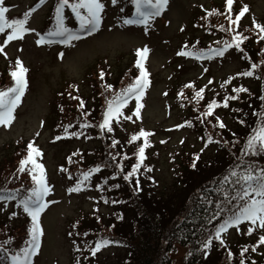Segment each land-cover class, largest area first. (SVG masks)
<instances>
[{"label":"rangeland","instance_id":"obj_1","mask_svg":"<svg viewBox=\"0 0 264 264\" xmlns=\"http://www.w3.org/2000/svg\"><path fill=\"white\" fill-rule=\"evenodd\" d=\"M34 1L4 0V6H8V14L13 15L24 11ZM103 2L106 7L96 32L82 35L80 39L67 44L45 42L38 45L36 41L41 36L42 27L48 23L47 15L53 4L47 1L27 24L34 31L26 33L22 40L9 42L4 49L6 56L0 53V86L10 84V72L15 69L17 59L27 69V87L13 113L14 120L7 127L0 125V176L7 165H18L19 158L27 153L28 143L33 142L34 147L41 152L38 161L45 169L46 182L50 188L45 198L49 202L48 207L40 217L43 234L34 264H90L93 258L97 261L95 264H124L126 251L113 242L102 248L95 257L88 251L89 247H93L91 239H96L100 233L116 235L118 223L135 219L137 213L128 203L114 204L108 198V195L116 194L113 191L117 188L116 181L121 184L122 192L126 193V189L131 191L132 202L150 205V199L156 208L172 202L170 210H167L172 215L188 201L192 189L200 183L218 178L230 163L229 166H232L235 160L233 156L239 155L250 127L256 122L255 116L246 117V124L243 125L235 120L238 114L233 108L243 106L247 97L243 94L240 102H232L231 106L221 108L216 114L218 120L226 125L224 135L228 142H240L235 146L231 143L209 144L203 138L206 135L203 127L208 124L199 125V122L192 120L196 114L185 103L183 97L187 96L181 89L188 83L192 85L188 89L189 94L204 89L200 96L207 97L200 104L204 106L218 100L214 97L219 96L221 88L248 87L253 94L262 96L264 51L256 43L262 41L264 45V40L260 39L262 34L254 28L253 20L264 25V0H234L232 11L227 16L224 13L226 0H169L165 11L150 21L147 32L143 25L123 23L128 18L125 10H120L125 0H118L116 6L112 5L111 0ZM244 5L249 10L238 24L228 23L229 15L234 19L233 15ZM68 21L73 25L70 15ZM232 29L241 38L247 37L242 39V45L257 49L253 60L245 55L246 50L243 49V55H240V49L237 48L226 51L223 56L204 58L177 54L190 51L191 47L208 48L217 45V42L222 43L224 39L232 44ZM9 31L6 29L5 33L0 34V45H3ZM145 46L150 50L144 60L149 84L140 101L143 106L139 118L134 115L136 101L133 98L123 108L124 116L118 117L117 121L121 123H112L111 132L107 128L102 130L98 124L102 123L105 98L135 81L139 71L135 67L136 50ZM251 63L257 65L253 76L241 75L252 70ZM101 72L104 73L103 79L100 78ZM69 94L80 100L83 98L95 112L90 116L94 124L92 134L86 133L85 138L71 136L57 139L60 122L57 120L59 113L56 103L64 95L72 103L73 98L68 97ZM250 99L256 98L250 96ZM261 106V111H264V101ZM128 116L132 119H125ZM113 125L117 127L116 130ZM142 129L151 135L147 137L148 147L147 151L145 148L146 158L143 160L145 165L141 166L138 173L141 190L134 193L136 177L128 183L122 179V175L127 174L136 162L119 160L111 150L106 154L105 147L111 148L113 141L118 139L124 145L123 150L132 153L142 141L141 138L133 141L131 137ZM130 142H133V146ZM88 149L96 150V162H101L100 171L91 176L88 186L83 187V190L69 193L68 189L74 187L76 182L74 184L69 180L61 168L67 164L72 172L78 171V166L87 164L80 162V151ZM74 154L78 155V166L69 163V155L76 156ZM109 158L112 164L107 160ZM194 160L195 168L192 167ZM258 162L264 163V159ZM145 168H151L152 171H145ZM181 172L184 173L185 184L180 180ZM119 174L120 179L117 177ZM125 195L130 197V194ZM106 200L108 203H105ZM14 212L17 215L10 218ZM22 213L15 206V201L0 202V231L6 234L9 231L16 238L27 235L23 231L29 220ZM79 220L82 221L80 225ZM249 227L254 229L252 235L248 234ZM123 230L127 233L129 226ZM261 235H264V229L249 222L228 229L223 237L231 246L240 242L235 247L237 249ZM261 249L264 253V245ZM188 251L189 247L176 245L172 256L177 264H183ZM213 251L204 258L207 263L220 261L221 254L216 249Z\"/></svg>","mask_w":264,"mask_h":264},{"label":"snow or ice","instance_id":"obj_2","mask_svg":"<svg viewBox=\"0 0 264 264\" xmlns=\"http://www.w3.org/2000/svg\"><path fill=\"white\" fill-rule=\"evenodd\" d=\"M234 0H226V5L231 13ZM43 3V0H41ZM113 6H116L118 0H111ZM132 5L135 7V11L132 13L130 18L124 19L123 23L125 25H143L145 31L147 32L150 26V21L154 18L160 16L169 4V0H131ZM71 9V13L74 14L76 21L79 22L80 30L82 32H88L89 34L96 32L102 22V13L105 11V3L103 0H79V2H71L70 0H57L55 6V29L49 30L46 35L48 37H59L61 43H69L73 40L80 39V36L76 34L72 29L66 26V17L64 15L65 8ZM83 9L82 13L80 10ZM123 12V8L120 9ZM248 6L244 5L235 18L233 19L229 15L228 19L231 24H238L241 17L248 12ZM9 11L8 7L4 6V0H0V34L5 33L6 29H10L6 38L3 41V45H0V53L4 52L5 47L11 41L22 40L26 33L34 31V29L28 28L27 22L32 12L35 8L30 9L28 12L23 14L21 19H7L6 13ZM253 26L255 29L259 30L260 39L264 40V25L257 23L253 20ZM231 30V29H229ZM242 39H247V37H233L232 44L235 45L237 49H240V43ZM52 43V40H45L44 36L36 41V43ZM229 42H225L223 48L209 49L208 52L198 51V52H178V55L184 56H194L196 58H203L207 55L223 56L225 51L232 46ZM242 51V49H240ZM150 50L145 46L143 49L136 50V63L135 67L139 69V75L135 78V81L129 84L126 88L122 89L120 93H117L115 98L108 102L106 111L103 113V122L99 127L103 130L107 128L108 132L112 131L110 122L114 117L122 116L123 113L121 109L125 107L128 101L135 98L136 107L134 115L139 118L140 109L142 108L141 98L144 95L145 88L149 84L148 73L144 68V60ZM63 54L61 53V56ZM257 67L256 64H252V70L243 72L241 75L253 76V70ZM27 69L23 67L22 62L17 59L15 61V70L10 72V76L14 81L11 87L5 90H0V125L5 127L9 126L14 120V111L21 102V98L24 95L25 89L27 87V81L25 79V73ZM100 78H104V73H100ZM211 83V81H209ZM228 83V81H225ZM111 88V85L107 86ZM186 87H192L191 84L186 85ZM204 89H200L195 93L197 97L201 96ZM248 89L244 87L234 88L233 92L239 94L242 92H247ZM71 97V94H69ZM78 99V97H71ZM237 96H225L223 107H228L229 100L237 99ZM260 99L264 101V96ZM215 101H212L207 106V111L204 113L205 116H212L213 109L219 107ZM81 107H83V101H81ZM253 115L258 117L254 126L250 127L249 133L246 135L243 146L240 148L239 155L235 156V161L233 165L227 170L226 174L222 175V178L216 181L218 187L214 189L216 193L219 194L216 200L207 199L203 195H198L197 200L214 205L211 215L207 218V223L211 224L213 220L221 218L218 223L213 225L211 231L205 229L206 235L200 240L198 251H200L203 258H207L210 254L211 247L215 242H218L221 246L224 245V240L222 239V233H225L228 229L239 226L243 222H250L253 226H258L260 229H264V163L258 162L264 159V111L253 112ZM125 119H132L131 116L125 117ZM218 120V118H216ZM242 125L245 121H239ZM88 127L90 125H83ZM219 128L223 129L226 125L219 121ZM67 129H65L66 131ZM151 135L144 131L143 129L137 134L131 137L133 141L138 140L140 137H144V145L138 148L137 162L131 166V170L127 174L122 175V179L125 182L131 183L133 177H136V186L133 189L134 193H138L141 189L139 186L138 173L141 169V164L145 157V148L148 147L147 137ZM235 136V134H233ZM60 139V137H57ZM117 142L113 141L115 145ZM208 143H217L220 141L213 140L211 136L208 137ZM235 146L238 141L233 140L230 142ZM207 146V145H206ZM27 155L19 161L18 171L23 173L25 171L31 176L33 186L24 189L23 194L21 190H16L15 193L0 194V202L7 203L8 201H15V206L21 209L27 217L30 218V227L26 229L27 240L24 245L20 246L13 253H9L3 246H0V264H34L33 258L38 255L41 248V236L43 234L40 217L44 210L48 207V201L46 197L50 193V188L46 182L45 169L42 164L38 163L35 159L37 156H41V152L38 148L34 147L33 142H29L27 145ZM127 158V157H125ZM115 159V157H113ZM195 159H198L196 157ZM71 162V158H69ZM31 165L30 169H26V165ZM119 167V165H117ZM195 168V160L192 164ZM145 171H152L151 168H145ZM100 171L99 166L94 169H90L88 172L82 173V179H78L74 187L69 188L68 192H79L83 190L85 181H88L92 172ZM115 187H119L116 185ZM118 201H112V203H117ZM105 203H108L106 200ZM17 213H13V218ZM122 218V217H121ZM114 227V226H113ZM252 228L249 227L248 234L252 233ZM86 236L87 233H84ZM9 243L5 241L4 244ZM112 241L106 238L99 239L95 241L94 247H89L88 251L92 257L104 247H107ZM259 243L264 245V235L259 237ZM79 252L80 249L77 248ZM248 249H242L240 255L243 256ZM252 251H256L253 248ZM192 253L189 252V255ZM231 257L232 253H228ZM240 264H244V260H240Z\"/></svg>","mask_w":264,"mask_h":264},{"label":"trees","instance_id":"obj_3","mask_svg":"<svg viewBox=\"0 0 264 264\" xmlns=\"http://www.w3.org/2000/svg\"><path fill=\"white\" fill-rule=\"evenodd\" d=\"M50 18L51 26H55V9L53 10ZM0 90H3V88H0ZM120 92L121 91L112 93L111 97L107 96L105 98L106 102L104 108L108 105V102L113 100L116 94ZM102 94L104 96L105 91H103ZM243 94L247 95L244 99L245 101L242 103L243 106L233 108V111L238 114L235 120L240 125L242 124L239 123V121H246V117L254 116L253 112H260L261 109L259 108V105L263 102L260 99V95H255L248 89L247 92L239 94L231 92L228 96H237L238 98L235 100H229L228 107L230 106V102H240ZM250 96L256 99H250ZM68 97H70V95ZM205 98H207L206 95L202 98L197 97L196 95H194V99L188 98L190 101L189 105L191 107L195 106L197 118L194 119V122H199V125L207 123L208 125L203 127L204 134H206L207 138L211 136L212 139L220 141V143L227 144L225 143L228 142V140L224 135V128H219V121L215 117L217 111L223 107L224 100L219 96H215L214 98L218 99L215 102L220 106L213 109L212 116H205L204 113L207 111L208 105H200L204 102ZM69 100L70 98H67V96L64 95L59 99L57 104V110L59 113L58 121L61 123L60 130L64 129L63 132H66L67 134H83L85 132L83 125L95 112L90 109L89 104H86L85 107H81L77 99H72V103H69ZM104 108L102 107V109ZM254 118L257 121L258 117L255 116ZM65 129L67 130L65 131ZM140 146L141 145H138L133 150L132 154H130V152L121 153L123 149L118 146V151L117 149H114L117 147L115 145L113 148L105 147V152L106 154H109L108 150H111L113 154L115 153L117 159L123 160L124 162L128 160L137 162L138 148ZM94 153H96V151ZM91 159L92 153H86V162L89 163ZM107 160L110 164H112L110 158ZM234 161L232 162V165ZM94 163H96V156ZM99 163L101 164L100 161ZM143 165L144 163L141 164V166ZM229 165L225 167L224 172L218 178L203 184L200 183L192 189L188 195V201L186 200L187 202L185 201L186 203L184 202L185 204L183 203L184 205L182 204L183 206H181L180 209L172 215H170V212L167 211L170 210V205L173 204L172 202H168L166 205H160V208H156L153 206V204H155L153 203L154 201L152 202L148 199V203L150 205H146L143 202L144 206L142 203L139 204L137 201L132 202L131 197L133 194L130 190L126 189V193L130 194V197L127 198L124 197V194L126 193L119 190L117 195L124 197L123 199H125V203L128 202V204L135 209L137 213L135 219L132 218L131 220H127L125 223H118L116 235L100 233V236L97 238H106L113 243L120 244L124 247L127 253L124 264H177L172 256L176 245L189 247L188 254L184 258L183 264H210L205 261L200 251H198L199 243L200 240L203 239L204 235H206L205 229L211 231L213 229V225L217 224L218 220L221 218H217V220H213L211 224H208L207 218L211 215L215 206L197 200V196L203 195L207 199L216 200L219 196V194L214 191V189L218 187L216 181L221 179L223 174H226L227 169L230 168ZM18 167L19 162L18 165L12 164L6 166L3 174L0 176V194L15 193L18 189L21 190V193L23 194L24 189L30 188L31 178L28 172L25 171L21 173L18 171ZM104 169H106L105 166ZM118 177L121 178V175ZM180 177H182L180 180L185 184L184 173L181 172ZM160 201L167 202V200ZM95 220L98 219L95 218ZM80 224H82L81 220H79V225ZM128 226L129 230L125 233L123 228ZM28 227V224L25 225L23 233L26 232ZM27 238V235H24L23 238H16L12 236V234H9V231L7 234L0 231V246H3L4 249L13 253L20 246L24 245ZM5 241H9V243L4 244ZM95 241L96 239L93 238L92 242ZM235 247L236 246H234V248ZM245 248H247L248 251L241 256L240 253L242 250L237 252L236 250L228 248L227 243H224V245L221 246L218 242L214 241L210 254H212L214 252L213 250L216 249L217 252L221 254V259L220 261L212 264H240L241 259L244 260V264H264V253H262L261 257H257L254 255L257 251H252L253 248L257 249L255 243L251 245L249 244ZM189 252L192 254L189 255ZM229 252L232 253L231 257L228 255ZM209 260L212 259L209 257ZM96 262V260L89 261L90 264H95Z\"/></svg>","mask_w":264,"mask_h":264}]
</instances>
